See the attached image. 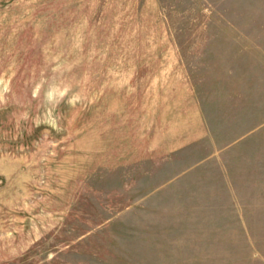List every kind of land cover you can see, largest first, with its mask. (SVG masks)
Masks as SVG:
<instances>
[{
  "label": "rangeland",
  "instance_id": "1",
  "mask_svg": "<svg viewBox=\"0 0 264 264\" xmlns=\"http://www.w3.org/2000/svg\"><path fill=\"white\" fill-rule=\"evenodd\" d=\"M236 202L264 221V0H0V264H247L157 256Z\"/></svg>",
  "mask_w": 264,
  "mask_h": 264
},
{
  "label": "crops",
  "instance_id": "2",
  "mask_svg": "<svg viewBox=\"0 0 264 264\" xmlns=\"http://www.w3.org/2000/svg\"><path fill=\"white\" fill-rule=\"evenodd\" d=\"M232 147L229 146L223 150V152L227 150H231ZM179 148H174L171 151L159 153L156 157L166 160H172L173 155L177 153ZM168 155V156H167ZM220 158H217L219 161ZM202 163L196 165L194 170L201 166ZM221 187L218 186V189H226L229 193V196L233 199L237 198L238 195H235L234 191H231L232 186H226V177L225 173L221 174ZM219 180L217 181L219 184ZM232 187V188H231ZM231 199V200H232ZM233 203V202H232ZM234 207V208H233ZM214 217L215 220L208 222H197L196 227L198 229L203 230H211V231H234L241 230L243 233V237L234 239L233 237H193V238H179L175 240L173 243L168 244L167 242L162 241L159 245L161 248L158 250L159 259L162 262L166 261V251L167 247H173V250L177 254L180 259L186 260H215L220 258L221 260L229 261L233 260L234 257H238L241 260L247 262V264H264V238L261 237H251L249 230L257 229L264 230V221H247L245 220V214L250 213V210L245 208V206L237 205L230 207H220L214 208ZM213 213V211L211 212ZM236 214L237 219H241L240 221H234L233 215ZM260 213H264V210L259 211ZM229 215V216H228ZM157 228H160V231H163L166 226L163 223H157ZM238 245L239 248L235 249L234 246ZM186 256V258H185ZM204 257V258H203Z\"/></svg>",
  "mask_w": 264,
  "mask_h": 264
}]
</instances>
